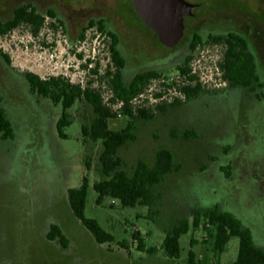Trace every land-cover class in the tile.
<instances>
[{"label": "rangeland", "instance_id": "1", "mask_svg": "<svg viewBox=\"0 0 264 264\" xmlns=\"http://www.w3.org/2000/svg\"><path fill=\"white\" fill-rule=\"evenodd\" d=\"M19 1L0 0V16L11 18ZM38 3L41 11L49 4L48 0ZM55 3L61 16L67 18L66 28L57 19L46 17L38 35L25 25L0 37V48L11 60L6 63L0 55L1 103L16 132L14 139L3 141L0 150V264H186L192 238L198 240L193 249L200 259H207L209 264H231L238 255V237L230 240L222 255L203 242V230L182 235L179 259L168 258L161 248L166 229L178 219L192 221L194 210L212 207L238 215L264 248V82L256 87L261 99L253 90L206 82L198 96L172 106L177 97L171 85L180 83L179 73L176 65L161 70V75L132 101L134 109H150L154 116L134 119L136 138L119 154L124 168L131 172L139 159L153 164L158 149L166 147L180 169L159 186L156 215L148 206L125 207L111 197L97 204L93 184L101 178V145L84 144L82 134V124L94 117L91 106L83 100L74 104L70 110L72 124L65 129L67 137L61 138L56 128L61 105L34 93L26 73L44 79L60 76L82 85L91 82L110 102L112 90L106 72L112 64L105 33L99 36L100 31L91 28L82 32L83 38L79 35L85 21L101 12L98 7L105 11L116 0ZM139 41L150 54L171 56L177 51L148 38ZM209 54L205 50L199 56L197 70L204 79H208L207 72H202L212 64ZM130 75L127 70L125 77ZM160 95L164 98L158 99ZM160 105L166 109L158 110ZM112 107L120 109L118 103ZM117 115L109 122L115 130L124 128L129 120L122 112ZM188 129L195 130L196 137H184ZM87 158H91L90 170L85 164ZM86 174L90 187L85 215L115 236L112 243L99 244L70 207L68 189L79 187ZM52 223L59 224L67 235V248L47 239ZM137 230L147 246L157 247L156 253L138 251V241L133 238ZM122 240L128 241L129 253L118 244Z\"/></svg>", "mask_w": 264, "mask_h": 264}, {"label": "trees", "instance_id": "2", "mask_svg": "<svg viewBox=\"0 0 264 264\" xmlns=\"http://www.w3.org/2000/svg\"><path fill=\"white\" fill-rule=\"evenodd\" d=\"M50 14L55 16L54 13ZM22 23L29 26L33 35H38L45 24V17L35 10L29 11L25 7L16 8L10 19H0V37L10 33ZM92 24L94 23L92 22ZM100 26L105 32L104 26L102 24ZM215 39L222 40L224 37L217 36ZM227 43L229 47L220 66L228 84L253 91L257 86L262 87V82H256L258 67L255 57L246 43L230 39L227 40ZM109 52L112 68L107 70L106 74L112 90L110 102L104 100L100 89L92 87L91 82L88 85L75 84L60 76L44 79L32 72H27L26 77L34 93L40 97L51 99L56 105H61L62 112L56 123L61 138L67 137L65 129L72 124L70 110L74 104L83 100L91 106L94 117L88 124H82V134L84 144L93 142L101 145L98 157L101 178L93 184V188L98 194L97 204H102L106 197H111L119 200L125 207L148 206L152 214L156 215L157 210L154 207L159 200V186L164 183L169 174L180 169L179 164L175 162L173 152L169 148L161 147L156 153L153 164L139 159L131 172L124 168V161L119 152L124 145L136 138L133 131L134 119L138 117L153 118L154 113L150 109H134L132 101L146 89L150 81L158 78L161 74L155 71L139 73L132 81L126 82L122 74L124 59L118 53L114 43L110 45ZM0 55L8 63L11 62L10 56L1 48ZM180 69L186 79L178 84V88L182 90L187 100L198 96L203 87L200 83L194 85L187 82L195 77L191 74V69L187 67V64ZM92 71L97 72L96 69H92ZM1 99L2 97H0V150L3 141L14 139L16 136L13 122L2 105ZM121 102L120 109L114 110L112 104ZM181 103V100L175 99L171 105L178 106ZM165 109L164 105L158 107V110ZM118 112H122L129 120L124 128L115 130L110 127L109 122L118 116ZM183 135L186 138H192L196 137L197 133L195 130L188 129L183 132ZM85 164L90 170L91 158H87ZM89 187V175L86 174L79 187L68 189L70 207L74 215L93 233L99 244L112 243L115 241V236L105 230L96 219L88 218L85 215ZM190 230H203L206 234L203 242L210 243L217 255H222L227 250L230 240L233 237H238V255L231 264H264V248L256 243L251 228L245 225L234 212L220 210L217 207L196 209L193 211L192 221L183 217L178 219L172 227L166 229L161 248L168 258L175 260L181 257L180 239ZM46 237L50 241H57L63 248H67L69 245L67 235L57 223L51 224ZM133 238L138 241V251L151 255L158 251L157 247L145 244L140 231H134ZM118 244L130 252L131 248L127 240L119 241ZM196 244H198V240L192 238L186 264H209L207 259H200L197 256L193 249Z\"/></svg>", "mask_w": 264, "mask_h": 264}, {"label": "flooded vegetation", "instance_id": "3", "mask_svg": "<svg viewBox=\"0 0 264 264\" xmlns=\"http://www.w3.org/2000/svg\"><path fill=\"white\" fill-rule=\"evenodd\" d=\"M186 1L193 4L194 7L192 8V13L184 17V29L181 39L174 47H168L177 48L175 54L171 56L163 52L150 54L143 47L142 42L139 41L140 38H148L156 45L166 46L160 42L156 32L138 16L132 0H116V4L108 7L105 11L98 7L97 9L101 12L90 17L88 21H85V24L81 27L82 31L79 38L84 37L83 31L86 32V30L91 28H96L97 32L100 31L99 36H101L104 32L100 26L102 24L105 29L103 38L107 39L108 49L114 43L118 53L124 59L122 74L127 82L132 81L139 73L150 71L160 72L171 65H176L179 80L185 81L186 77L181 73L180 67L187 64V67L191 69V73L193 72V68H196L194 73L197 76L199 74L197 67L200 66L198 62L201 60L199 56L205 50L210 53L209 58L211 59L219 56L217 65L222 71L220 63L223 61L229 47L227 40H239L245 42L249 50L253 53L258 67V78L256 82L263 83L264 0ZM48 2L49 4L45 11H41L38 0H22L14 7L13 13L16 8L25 7L29 11L35 10L45 18L57 19L66 28L67 18L61 16L55 0H48ZM67 4L70 5L71 1H68ZM50 13H54L55 16H51ZM0 19L7 20L1 16ZM25 25L27 26V24L22 23L18 27ZM217 36L224 37V39H215ZM135 53L138 57H135ZM149 60H152V62L147 64L146 62ZM127 70H130L131 75L125 77ZM196 76L193 80H196L195 84H198L199 82ZM221 77L223 82L228 83L223 77V72ZM26 80L28 81L27 77ZM69 81L71 82V80ZM201 86L203 87L202 84ZM255 93L257 95L258 88H256ZM257 98L261 99L258 95Z\"/></svg>", "mask_w": 264, "mask_h": 264}, {"label": "water", "instance_id": "4", "mask_svg": "<svg viewBox=\"0 0 264 264\" xmlns=\"http://www.w3.org/2000/svg\"><path fill=\"white\" fill-rule=\"evenodd\" d=\"M138 16L152 28L160 42L174 47L183 35L184 17L192 13L186 0H132Z\"/></svg>", "mask_w": 264, "mask_h": 264}, {"label": "built area", "instance_id": "5", "mask_svg": "<svg viewBox=\"0 0 264 264\" xmlns=\"http://www.w3.org/2000/svg\"><path fill=\"white\" fill-rule=\"evenodd\" d=\"M218 58H219V56H215L214 58H212L211 59L212 60V64L209 65V68H207L206 71L202 72V73H206V72L208 73V75L206 73V76H208L207 77L208 79H204L205 77H201L200 73L196 76L195 73H194L196 71V68H193V72L191 74L196 76V78H197L199 83H201L202 85H205L206 82H214L215 84H218V82L219 83H225V82H223V79L221 77L222 76V71L219 69V67L217 65ZM178 79H179V77H178ZM178 79H177V81L179 82L180 80H178ZM162 82L165 83L166 80L163 79ZM182 82L183 81H180V83H182ZM187 82H189L190 84H195L196 80H187ZM180 83H174L171 86L174 87L173 88V91H174L173 93H175L176 97H177L175 99H179L181 101H184L186 99V96L182 92V90H180L178 88V84H180ZM168 90H170V87L168 88ZM170 91H172V90H170ZM142 94H143V92L141 94H139V95L141 96ZM137 97H135L134 99H136ZM163 98H164V95H160V97L158 99H163ZM119 105L121 106L122 102L119 103Z\"/></svg>", "mask_w": 264, "mask_h": 264}]
</instances>
